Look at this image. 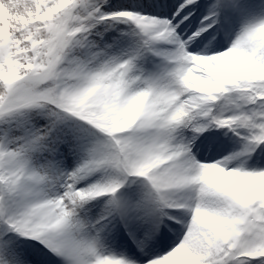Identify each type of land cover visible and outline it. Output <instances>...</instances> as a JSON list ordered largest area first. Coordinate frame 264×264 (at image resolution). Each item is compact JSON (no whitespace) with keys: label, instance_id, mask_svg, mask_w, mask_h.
<instances>
[{"label":"snow or ice","instance_id":"6c2138e0","mask_svg":"<svg viewBox=\"0 0 264 264\" xmlns=\"http://www.w3.org/2000/svg\"><path fill=\"white\" fill-rule=\"evenodd\" d=\"M0 264H264V0H0Z\"/></svg>","mask_w":264,"mask_h":264}]
</instances>
